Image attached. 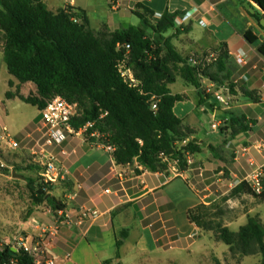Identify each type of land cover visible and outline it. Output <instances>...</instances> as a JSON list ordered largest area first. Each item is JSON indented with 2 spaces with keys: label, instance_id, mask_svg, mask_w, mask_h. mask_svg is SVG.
I'll return each mask as SVG.
<instances>
[{
  "label": "crops",
  "instance_id": "0c3cea01",
  "mask_svg": "<svg viewBox=\"0 0 264 264\" xmlns=\"http://www.w3.org/2000/svg\"><path fill=\"white\" fill-rule=\"evenodd\" d=\"M104 1L105 20L94 29L92 16L97 5L93 0H43L52 12L67 7L85 10L95 31H100L104 25L111 31L123 30L125 21L131 22V16L139 18L136 15L138 10H147L153 25L166 12L175 13L177 18L184 19V24L165 33V39L188 60L224 47L230 56L228 71L231 73L230 82L236 85L237 95L231 94L227 86L219 87L204 77L200 79L201 89L186 83L181 77L170 85L173 95L185 98L176 104L175 114L186 127L195 131L194 140L203 148L200 154L192 155L193 163L185 170L172 163L167 173L143 171V167L139 168L136 162L117 165L106 153L89 147L77 138L65 143L67 156L62 157L57 150V156L68 171L65 185L69 194L61 201L67 206L65 211L69 222L60 221L58 233L49 248L56 264H104L106 261L123 264V257L119 254H127L132 249L142 252V255H151L148 259H141V264H178L177 257L191 252L198 243L197 239L206 233L188 220L189 209L199 204H231L230 209L235 216L225 222L229 228L245 219L248 222L249 217L258 216L264 223L263 217L256 211L264 203L251 195H240L223 203L238 185L264 164V55L258 50L262 43L264 12L251 0ZM191 11L195 13L188 16ZM248 31L259 38L258 43L251 44L245 39ZM243 49L249 50L251 57L250 64L245 67L237 59ZM180 80L183 84L176 89ZM11 81L15 86L19 85L17 80ZM30 85L35 84L21 86L23 96L27 97L24 89ZM211 86H215L214 92L224 90V94L232 95L233 105L229 110H219L221 106L215 95L207 91ZM242 87L256 91L260 102L253 103L244 97L240 92ZM202 92L214 97V101L209 102L215 105L216 113L200 105ZM1 106L0 103V111H5ZM223 111L236 116L244 115L254 121L252 131L230 139L229 133L214 129L215 122H220L222 127L228 121L229 117ZM221 115L224 117L219 118ZM206 122L211 130L207 129ZM29 131L22 135V141L33 137ZM182 207L192 227L190 234L186 232L185 221L178 215V208ZM82 209L98 210L101 216L94 222L78 224L77 215ZM49 212L52 213L51 210ZM55 214L54 221L48 214L35 211L28 223L33 228L25 238L40 233L38 228L43 223L53 221L47 227L54 226L61 218L58 212ZM132 239L136 246H130ZM210 239L215 247L218 240L214 234ZM119 242L122 243L118 248ZM225 255L226 262H229L230 252ZM206 256L207 262L216 259L223 264L215 256L213 248L206 251Z\"/></svg>",
  "mask_w": 264,
  "mask_h": 264
},
{
  "label": "trees",
  "instance_id": "16d2710c",
  "mask_svg": "<svg viewBox=\"0 0 264 264\" xmlns=\"http://www.w3.org/2000/svg\"><path fill=\"white\" fill-rule=\"evenodd\" d=\"M251 1L264 12V0ZM136 15L141 19L140 26L111 31L104 25L100 31H95L87 12L82 9L67 7L52 12L43 0H0V30L4 34L3 52L8 72L19 82V89L33 83L38 91V97H25L11 91L6 96L8 99L18 97L40 111L55 96L78 104L79 116L73 125L80 127L96 122V129L107 134L109 142L117 148L114 154L117 165L136 162L149 172L167 173L170 162L177 161L180 170H185L187 154H200L203 148L194 141L195 131L186 127L175 114L176 104L185 98L173 95L170 85L181 77L201 89L200 79L204 77L219 87L227 86L231 94L237 95L228 71L230 56L223 47L214 65L194 66L164 37L175 28L177 14L161 15L152 27L155 38L148 35L150 15L138 12ZM245 39L251 44L259 42L251 31L245 34ZM119 44L131 46V65L142 82L140 90L125 84L118 72L117 65L125 53V49H118ZM258 50L264 55V44H260ZM13 85L11 81L9 86ZM240 92L253 103L261 100L256 91L242 87ZM210 97L202 92L200 105L205 106ZM154 103L158 110H153ZM212 106L215 108L214 104ZM223 112L229 119L220 130L229 133L230 139L252 131L254 121L244 115ZM105 113L107 115L101 118ZM185 141L187 143L183 144ZM210 148L214 150L213 146ZM29 169L41 171L37 165ZM18 171L14 170L19 175ZM0 172L10 171L0 167ZM27 181L37 206L47 203L54 213L66 210V204L50 194L55 187L50 186L48 192L41 181L30 178ZM240 195H251L264 203V192L253 193L246 182L238 185L223 203ZM187 215L191 224L203 232L213 233L218 241L226 244L230 257L238 259L237 263L244 257L261 256L258 264H264V223L258 216L249 217L247 224L235 232L225 225L226 212L219 203L199 204L189 209ZM13 262L35 264L34 258L24 251L15 253L10 247L0 251V264ZM216 262L221 264L219 260ZM104 264H113V261Z\"/></svg>",
  "mask_w": 264,
  "mask_h": 264
},
{
  "label": "rangeland",
  "instance_id": "374dc122",
  "mask_svg": "<svg viewBox=\"0 0 264 264\" xmlns=\"http://www.w3.org/2000/svg\"><path fill=\"white\" fill-rule=\"evenodd\" d=\"M93 2H95V5H97L96 13L92 16L93 27L95 29L101 22H104L105 20V1L93 0ZM138 13L147 16L150 15L147 10H138ZM131 25L140 26L141 19L131 16V22L125 21L123 27L128 29L131 27ZM153 26V23L150 21L148 35L155 38L152 30ZM262 33L264 34V29H262ZM263 34L260 37L262 41L261 44H264ZM3 47L4 34L0 30V103L2 105L1 108L5 109V111H2L1 109L0 116L2 122L9 128L10 133L20 143V147L17 150H6L0 148V157L5 165V168L10 171L5 173L0 172V242L3 244H10L15 240L19 238H25L30 234L32 230L31 228H33V226L29 225L28 223L31 221L32 215L35 211H38L43 215L48 214L49 217H53L54 221L56 214L51 210L47 203H43L40 206L36 205V198L28 185L27 178L41 181V171L29 169L30 166L37 165L36 159L32 152L33 148L35 147L34 145L37 143L36 141L40 140L43 135L42 131L40 130L43 125L41 111L37 107L25 103L18 97L12 99L7 98V92L11 91L13 94H19L21 93V88L19 89L18 86H15V84L12 87L9 86L10 81L16 79L8 72L4 59ZM182 84L183 81L180 80L178 85H176V89L180 88ZM223 92L225 91L223 90ZM24 94L27 97H38L37 87L35 85L26 87L24 89ZM210 100L214 101V97L211 96ZM223 117L224 115L219 116V118ZM206 125L207 129L211 130L210 124H207L206 122ZM27 130H31L29 132L33 133V137L22 141V135L26 133ZM61 156L65 157L67 155L61 154ZM15 169L19 170V175L17 174L14 176ZM18 176H23L24 178L22 179ZM46 190L48 191L49 189ZM50 194L59 200H65V196L69 194V189L66 187L64 182L57 186L54 189V192ZM220 204L226 212L225 222L227 220H231L235 216L234 211L230 209V206L232 205L222 203ZM50 210L52 213L49 212ZM184 211V207L178 208V215L182 217L183 222L185 221L186 232L187 234H190L192 232V227L190 226L188 220H186ZM256 211L261 214L264 220V205L258 207ZM212 213H215V211H212ZM51 222L43 223V227L41 226V228H46ZM246 223L247 219L243 220L242 222L233 223L230 226V229L237 232L239 231L240 227ZM39 232L41 231L39 230ZM34 237L36 240H39L40 233ZM212 237L213 234L209 232L202 233V236L197 239V245L194 247V249H191L192 253H183L177 257L179 260L178 264H217L216 259L212 261L209 260V262H207L206 251L212 248L215 250V256L221 259L223 264H238V259L233 258H230L229 262H226L225 254L228 253L229 247L221 241L215 243V247L212 246L213 243L210 239ZM130 244V246H136L134 244V239L131 240ZM141 253L142 252L138 253L136 249H132L127 254L120 253L119 256L123 257V264H141V259H148L151 256L149 253H144L143 255ZM260 258V256L245 257L241 264H257ZM146 261L148 262V260Z\"/></svg>",
  "mask_w": 264,
  "mask_h": 264
},
{
  "label": "built area",
  "instance_id": "2783aa9c",
  "mask_svg": "<svg viewBox=\"0 0 264 264\" xmlns=\"http://www.w3.org/2000/svg\"><path fill=\"white\" fill-rule=\"evenodd\" d=\"M195 12L191 11L188 16H192ZM184 19L178 17L175 21L176 26H182ZM119 50L125 49L123 58L119 61L117 68L118 72L130 88L139 89L142 82L137 78L134 68L131 65L132 52L131 46L118 45ZM222 48L210 51L200 56H194L189 59V62L198 67H208L214 65L220 58ZM239 63L245 67L251 62L249 50L243 49L237 55ZM215 86L207 89L209 94H214L217 102L220 104L222 110H229L233 105V97L230 94L214 92ZM153 110H158L156 103L152 106ZM107 113L101 116L103 118ZM79 116L78 104L71 103L61 96H55L46 102V106L41 110L42 119V138L34 145L33 155L36 163L41 168V183L48 189L50 186L57 187L67 181L68 171L63 161L57 156L56 151L61 150L62 155H66L64 150L65 143L73 138L80 139L89 144L93 149L106 153L112 160L117 150L116 146L112 145L108 140V135L96 129V122H88L83 126L75 127L73 121ZM221 123L215 122L214 129H220ZM187 141L184 142L186 144ZM20 143L10 133L9 128L0 121V148L6 150H17ZM165 158L164 154H161ZM165 160H168L165 158ZM176 164L177 161H171L170 165ZM188 165L193 163L192 155L187 154ZM139 168L140 166L136 163ZM0 167H5L0 157ZM141 170L147 171L144 168ZM251 188L252 192L261 195L264 192V164L259 166L250 174L244 181ZM109 192V191H107ZM61 217L58 222L51 227L38 228L40 230V238L36 240L35 237L20 238L10 244H3L0 242V251L6 247H10L12 251L19 253L24 251L34 258L35 264H56L49 253V248L53 237L56 236L59 229L60 221L69 222V217L66 211H58ZM101 216L98 210L82 209L78 212V224L87 222H94ZM14 264V262L12 263Z\"/></svg>",
  "mask_w": 264,
  "mask_h": 264
},
{
  "label": "water",
  "instance_id": "95a60500",
  "mask_svg": "<svg viewBox=\"0 0 264 264\" xmlns=\"http://www.w3.org/2000/svg\"><path fill=\"white\" fill-rule=\"evenodd\" d=\"M259 7V6H258ZM260 8V7H259ZM262 24V26L264 27V21L261 23ZM206 108L209 110V111H211L212 113H216V109L212 106V104L210 103V102H207L206 103ZM219 111V110H218ZM220 113H221V111H219ZM194 141H196V140H194ZM17 174L14 172V176H16ZM18 177H20V178H24L23 176H18ZM39 193L40 194H43V192L42 191H39ZM47 198H49V196H47ZM15 252V251H14ZM16 253V252H15Z\"/></svg>",
  "mask_w": 264,
  "mask_h": 264
}]
</instances>
